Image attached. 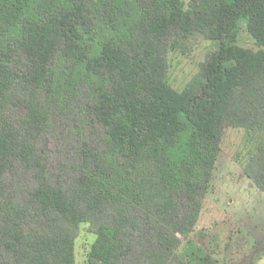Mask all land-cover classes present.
Here are the masks:
<instances>
[{
	"label": "trees",
	"instance_id": "1",
	"mask_svg": "<svg viewBox=\"0 0 264 264\" xmlns=\"http://www.w3.org/2000/svg\"><path fill=\"white\" fill-rule=\"evenodd\" d=\"M126 2L0 0V264H75L81 222L89 264H174L226 126L255 140L264 193V0ZM195 34L217 48L178 92L166 54ZM50 142L70 148L56 164Z\"/></svg>",
	"mask_w": 264,
	"mask_h": 264
},
{
	"label": "rangeland",
	"instance_id": "2",
	"mask_svg": "<svg viewBox=\"0 0 264 264\" xmlns=\"http://www.w3.org/2000/svg\"><path fill=\"white\" fill-rule=\"evenodd\" d=\"M186 2V0H184ZM127 0L126 7L134 5ZM236 42L243 48L256 50V42L240 21ZM166 54L168 82L181 92L201 78V68L217 44L201 34L178 38ZM104 87L99 82L97 90ZM242 126H226L222 131L219 154L208 189L193 230L179 235L175 248L176 261L199 264L202 253L209 254L215 264H264V193L244 173L248 153L255 147ZM52 163L70 150L69 145L48 143ZM67 149V150H66ZM94 227L81 222L74 228L75 264H89V252L95 239ZM199 248L200 251H197Z\"/></svg>",
	"mask_w": 264,
	"mask_h": 264
}]
</instances>
